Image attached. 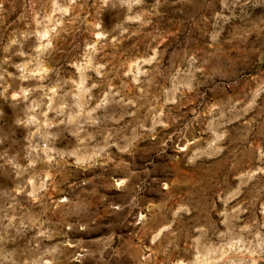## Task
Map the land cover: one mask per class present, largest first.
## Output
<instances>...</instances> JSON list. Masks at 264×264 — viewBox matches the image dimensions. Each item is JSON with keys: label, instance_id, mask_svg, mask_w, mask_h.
<instances>
[{"label": "rangeland", "instance_id": "rangeland-1", "mask_svg": "<svg viewBox=\"0 0 264 264\" xmlns=\"http://www.w3.org/2000/svg\"><path fill=\"white\" fill-rule=\"evenodd\" d=\"M0 264H264V0H0Z\"/></svg>", "mask_w": 264, "mask_h": 264}]
</instances>
